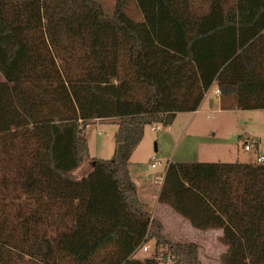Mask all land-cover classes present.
I'll use <instances>...</instances> for the list:
<instances>
[{"label":"trees","instance_id":"trees-1","mask_svg":"<svg viewBox=\"0 0 264 264\" xmlns=\"http://www.w3.org/2000/svg\"><path fill=\"white\" fill-rule=\"evenodd\" d=\"M0 74V264H202L155 222L131 158L214 85L223 111H264V0H116L111 16L0 0ZM110 119L114 155L91 159L85 132ZM159 203L223 232L219 264H264V164L168 163ZM57 206L65 223L43 229Z\"/></svg>","mask_w":264,"mask_h":264},{"label":"rangeland","instance_id":"rangeland-1","mask_svg":"<svg viewBox=\"0 0 264 264\" xmlns=\"http://www.w3.org/2000/svg\"><path fill=\"white\" fill-rule=\"evenodd\" d=\"M96 1L104 6L108 15H113L116 0ZM3 81L0 74V83ZM213 90H217L216 86ZM211 97L212 93L209 95V98ZM215 110L217 112L207 114H181L170 130L162 124L154 125L158 131H153L152 126L146 128L144 139L131 158L132 170L146 181V190L157 186L168 163L253 165L257 163L259 156H264V111H220L218 107ZM118 127V120L110 119L101 120L87 128L85 138L91 159H112ZM246 143L255 146L253 151H245ZM12 153L16 155L21 152L13 150ZM157 163L160 165L153 168L152 164ZM89 171L90 160L76 172V177L82 178ZM32 211L28 214L34 215ZM172 213L180 220L184 219L167 206L161 205L158 210V214L167 220L171 218ZM36 215L38 218L41 216L43 229H59L66 221V217L63 219L64 212L58 206L50 212L42 210V213ZM148 249L147 252H140L138 257L145 258L152 254V243L148 244ZM201 254L204 260L209 261L206 264H219L220 252Z\"/></svg>","mask_w":264,"mask_h":264},{"label":"crops","instance_id":"crops-1","mask_svg":"<svg viewBox=\"0 0 264 264\" xmlns=\"http://www.w3.org/2000/svg\"><path fill=\"white\" fill-rule=\"evenodd\" d=\"M215 86L216 85H214L205 95V98L197 112L184 113L183 115H187V114L197 115L199 113L207 114L210 112L215 113L217 112V110H215L216 107H218L220 111H223L221 109V101H220V96L218 95L219 90L217 86H216L217 90L216 91L213 90ZM210 93L213 94V97L211 98H209ZM180 115L181 114L177 115L174 123L179 119ZM172 127L173 125L169 126L168 129L170 130L172 129ZM165 173H166V169H165ZM165 173L164 176H160L161 179L159 178L157 186L152 189L154 192H152V190H146L147 189L145 185L146 181L143 180L141 176L135 173V178H134V183L137 186V191L141 200L149 207L150 212H153L152 217L156 222L160 223V225L163 228L164 234L170 240L175 242L197 244L201 255V261L203 264H206L209 261L204 260L201 254L202 252H208V253L220 252L221 254L225 253L227 251V247L223 245L220 241V238L223 235V232L221 230L199 231L194 229L190 225V223H188L187 220L185 219L180 220L173 213L172 214L174 216L170 215L171 218H169V220H167L166 217H163V215L161 216L158 214V210L161 207V204L159 203V195L165 179ZM221 254L219 255V257L221 256Z\"/></svg>","mask_w":264,"mask_h":264},{"label":"built area","instance_id":"built-area-1","mask_svg":"<svg viewBox=\"0 0 264 264\" xmlns=\"http://www.w3.org/2000/svg\"><path fill=\"white\" fill-rule=\"evenodd\" d=\"M218 95L220 96V92H218ZM152 129H153V131H158L159 130L156 126H153ZM254 148H255L254 145H250L248 143H246L245 144V147H244V149H245L246 152H251V151H253ZM257 163L258 164H264V156H259L258 157V160H257ZM157 165H160V163L152 164V167L153 168H156ZM142 251L143 252H147L148 251V246L143 247V250Z\"/></svg>","mask_w":264,"mask_h":264}]
</instances>
